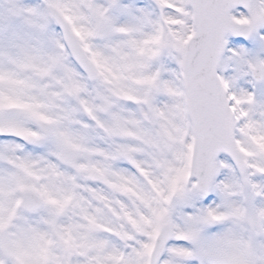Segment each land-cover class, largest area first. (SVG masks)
<instances>
[{
  "label": "snow or ice",
  "instance_id": "6c2138e0",
  "mask_svg": "<svg viewBox=\"0 0 264 264\" xmlns=\"http://www.w3.org/2000/svg\"><path fill=\"white\" fill-rule=\"evenodd\" d=\"M0 264H264V0H0Z\"/></svg>",
  "mask_w": 264,
  "mask_h": 264
}]
</instances>
